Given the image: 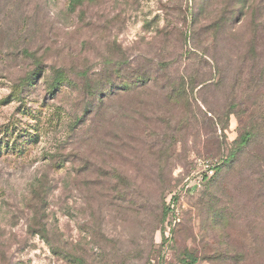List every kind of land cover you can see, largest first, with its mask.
I'll return each instance as SVG.
<instances>
[{
    "label": "rangeland",
    "instance_id": "rangeland-1",
    "mask_svg": "<svg viewBox=\"0 0 264 264\" xmlns=\"http://www.w3.org/2000/svg\"><path fill=\"white\" fill-rule=\"evenodd\" d=\"M0 264H264V0H0Z\"/></svg>",
    "mask_w": 264,
    "mask_h": 264
},
{
    "label": "trees",
    "instance_id": "trees-1",
    "mask_svg": "<svg viewBox=\"0 0 264 264\" xmlns=\"http://www.w3.org/2000/svg\"><path fill=\"white\" fill-rule=\"evenodd\" d=\"M116 76H113L112 81L108 80V84L112 85V94L115 93H124L125 91H128L130 87H132L135 84L142 85L144 76L137 74L136 72H133L129 76H123V78H120L121 75L119 70H115ZM118 78L119 80H117ZM69 82L67 80V77L62 72H57L54 76L52 81L49 83V90L53 91L55 88L60 87L63 82ZM118 81V82H117ZM250 136L251 132L247 131L239 135L238 139L235 140L232 144L233 147L231 148L229 152V160L228 164L230 165V168H234L237 164L239 158L241 157L242 152L244 151L245 147L250 142ZM76 262L78 259V256H76Z\"/></svg>",
    "mask_w": 264,
    "mask_h": 264
}]
</instances>
